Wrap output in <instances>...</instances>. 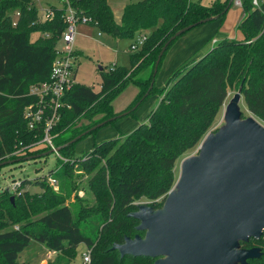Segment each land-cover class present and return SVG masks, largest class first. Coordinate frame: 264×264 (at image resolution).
<instances>
[{
	"label": "trees",
	"instance_id": "obj_1",
	"mask_svg": "<svg viewBox=\"0 0 264 264\" xmlns=\"http://www.w3.org/2000/svg\"><path fill=\"white\" fill-rule=\"evenodd\" d=\"M227 1L204 5L199 0H136L123 6L120 21L116 23L106 0H59L61 6L50 5V14L41 21L35 17L37 9L33 0H0V159L11 149L8 150L5 131L21 121L23 128V109L37 100L35 95L29 94L30 86L48 80L55 43L65 27L67 7L77 18H89L86 24L101 33L112 38L126 36L132 41L128 44V67L112 64L105 71L99 67L97 91L76 82L65 91L52 128L55 147L115 116L111 101L128 82L138 89L125 108L131 111L129 108L147 90L146 96L155 90L154 77L164 53L180 35L170 41L161 54L149 88L154 61L167 38L207 17L216 16L210 20L221 23L232 4L224 10ZM239 1L244 18L237 29L242 38L214 42L203 56L177 68L165 87L159 89L160 97L146 123L120 140H104L81 155L73 154L74 142L60 148L58 154L67 161L60 160L58 168L47 175L55 179L56 190L51 189L47 176L32 182L38 184L39 191L31 193L22 188L31 181L20 180L21 189L12 193L14 205L7 199L6 216L10 222L0 219V264H17L19 253L30 240L43 243L56 253L74 252L82 243L90 249L89 264L151 263L152 258L144 256L120 258L110 246L138 232L134 229L137 221L127 216L135 209V198L150 200L148 205L153 207L161 204L176 179L175 161L197 147L223 105L227 85L240 86L246 111L264 124V0H257V6L252 5L251 0ZM32 19L33 22L28 23ZM32 33L36 35L32 37ZM135 35H142L144 40L132 51L130 46L135 42ZM93 131L95 129L79 139ZM29 132L34 131H28V140L33 134ZM99 149L107 150V157L100 166L94 167L93 156ZM68 151L71 155H67ZM73 165L92 170L89 187L93 201L102 204L94 214L86 206L64 203L74 196L71 194L75 185L65 175L71 172ZM4 194L11 193L5 191ZM157 197L161 199L159 202H155ZM26 209H33L39 215L31 224L16 229L8 227L11 218L22 217L20 213L29 211ZM257 244L264 245V241L259 239ZM248 245V242L242 244L243 247ZM263 250L262 257L251 264H264ZM61 260L66 259L56 256L49 264H69L60 263Z\"/></svg>",
	"mask_w": 264,
	"mask_h": 264
},
{
	"label": "water",
	"instance_id": "obj_2",
	"mask_svg": "<svg viewBox=\"0 0 264 264\" xmlns=\"http://www.w3.org/2000/svg\"><path fill=\"white\" fill-rule=\"evenodd\" d=\"M232 2L228 0L224 10ZM215 18L201 19L167 38L154 61L149 88L167 44ZM240 100L239 86L223 105L221 123L205 133L194 154L179 161L176 179L161 204L135 203L127 213L137 221L138 232L111 244L120 258H155L151 264H245L247 259L259 258L258 247L244 249L240 242L258 239L264 227V124L252 114L244 116ZM115 118L43 154L57 152Z\"/></svg>",
	"mask_w": 264,
	"mask_h": 264
},
{
	"label": "rangeland",
	"instance_id": "obj_3",
	"mask_svg": "<svg viewBox=\"0 0 264 264\" xmlns=\"http://www.w3.org/2000/svg\"><path fill=\"white\" fill-rule=\"evenodd\" d=\"M214 1L223 2L224 0H199V2L204 5L211 4ZM33 4L37 9L35 16L37 21H41L46 17V15H49L50 5L55 7L61 6L59 0H33ZM238 9L239 7L232 3L227 14V17L230 15L227 27H229L231 31L229 34L231 35L235 33H233V30H236V24L234 21L238 17L244 18V14L243 16L238 14ZM233 17L235 18L233 19ZM32 22L33 19L28 21V23ZM216 22L217 21L215 20H210L192 27L181 34L173 42L170 48L167 49L157 69L154 77L155 90L147 95L142 101H137L134 105H132L129 108L133 109L131 111L125 110V108L131 103L138 89L132 82H128L123 85L111 101L112 109L115 112L116 118L113 121L96 128L91 134L85 135L75 141L71 146L73 154L81 155L87 153L93 148V145L107 139L119 138L120 140L122 136L131 132L140 124L146 123L150 111L156 106L160 97V93L158 92L159 89L165 87L166 83L170 80L172 73L184 64L197 60L199 57L203 56L211 47V38L222 35V33L216 29ZM240 33V30L237 29L235 33L236 37H234L237 39L240 38V36L242 37V34ZM33 35L34 34L32 33L31 36L33 37ZM60 37L55 43L56 48H60L59 46L64 45V43L61 42ZM133 39L136 40L137 35H135ZM131 41L132 39L126 36L112 38L104 33H101L92 25L86 23H76L74 38L72 42L67 45L68 47L79 51V54H77L73 63L75 82L97 91L100 86L99 67L105 71L112 64L123 67L129 66L128 44ZM236 88V83L226 86L227 95L223 105ZM223 105L218 109L216 117L207 132L214 131L221 123ZM239 105L244 116L251 115L246 111L242 97ZM126 111L129 112L124 113ZM24 122L25 126H23V128L21 127V121L20 124L5 131L7 137L6 144L8 150L10 148L11 149L10 152L6 153L0 159V219L1 221L6 220L8 223L10 222V219L6 216V210L8 209L7 199H10V202L14 205V196L12 193H16V189L20 188V180L27 179L31 181L29 184H25V186L22 187L28 193L39 191L38 184L32 182L42 176H47L50 171L58 168L60 163V160L56 157L54 152L43 154L48 150H41L45 148L40 143L42 125L39 124L37 127L32 128L29 127L26 119H24ZM28 131H34L29 132L31 134L33 133L31 138L32 140H28ZM26 134L27 136H23ZM38 136L40 137L36 138ZM18 141L22 142L19 143ZM195 152L196 147L191 149L188 152V155L194 154ZM67 155H71L69 151L67 152ZM93 157L94 167H98L101 165L103 159L107 157V150L99 149ZM178 164L179 161H175L173 167L175 177L178 174ZM70 171L71 172H67L65 175L66 178L71 179L75 185L71 194L74 196L67 198L64 203L74 202L75 204L86 206L90 209V213H96L95 211L100 208L102 204L101 202L96 204L93 201V193L89 187V179L93 174L92 170L83 169L80 165H73L70 168ZM5 191L11 194L6 195L4 194ZM82 200H86V202L84 203ZM160 200V197H157L155 202H159ZM138 202L151 203L150 200L142 199L140 196L135 198L133 201V203ZM94 207L96 208L93 210ZM20 215L22 216L20 218H11L12 222L8 227L16 229L18 227L31 224L39 215V212H34V210L31 209L27 212H21ZM102 215L105 214L102 213ZM260 245L262 246V249H264V245ZM84 249L85 246L81 243L77 245L74 252L65 251L63 253H56L48 250L43 243L30 240L27 246L19 253L17 264H49L56 256L65 257L66 260H61L60 263H64V261H67L69 264L80 263L81 252H83Z\"/></svg>",
	"mask_w": 264,
	"mask_h": 264
},
{
	"label": "built area",
	"instance_id": "obj_4",
	"mask_svg": "<svg viewBox=\"0 0 264 264\" xmlns=\"http://www.w3.org/2000/svg\"><path fill=\"white\" fill-rule=\"evenodd\" d=\"M235 6L241 7L239 0H233ZM251 4L258 5L257 0H251ZM50 14V12L48 13ZM47 17V15H46ZM89 18L81 16L77 18L74 16L73 11L67 7L65 10V27L61 33L60 40L64 43L60 48L55 49V57L51 62L48 80L39 84L30 86L29 94L35 95L37 100L35 103L29 104L24 107L22 117L28 121L29 127L35 128L37 125H42V135L40 137V143L49 149H54L52 138V128L59 116V109L62 104V97L66 90L75 83L74 80V68L73 63L75 55L73 49L67 45L72 42L75 35L76 23H87ZM14 24V23H13ZM144 37L137 35V39L130 46V49L136 50L140 44H142ZM56 157L62 162H66L67 159L60 156L58 151H53ZM47 182L53 190L57 189L56 181L53 177L47 176ZM149 204V202H138ZM261 235L264 237V227L261 230ZM81 264L90 263V249L86 248L81 252L80 258Z\"/></svg>",
	"mask_w": 264,
	"mask_h": 264
},
{
	"label": "crops",
	"instance_id": "obj_5",
	"mask_svg": "<svg viewBox=\"0 0 264 264\" xmlns=\"http://www.w3.org/2000/svg\"><path fill=\"white\" fill-rule=\"evenodd\" d=\"M136 1V0H135ZM106 2H107V4H108V6L110 7V9H111V12H112V17H113V20L116 22V23H119V21H120V16H121V12H122V8H123V6L126 4V3H129V2H133V1H131V0H106ZM228 11H229V9L227 10V12H226V14H225V16H224V19H223V21L220 23L219 21H217L216 23H217V25H215L216 26V29H217V31H220L221 33H222V35H220V36H218V37H212L211 39V43L213 44L214 42H217V41H219V40H221V39H231V38H235L236 36H235V33H236V31H237V24L241 21V19H242V17L241 18H237L234 22H235V24H236V30H233V35H231V34H229L231 31H230V29H229V27H227V25H228V22H229V16L227 17V14H228ZM238 14L241 16H243V11H242V9L239 7V9H238ZM235 17H233V19H234ZM216 21V20H215ZM215 23V24H216ZM90 25V24H89ZM241 34V33H240ZM235 36V37H234ZM242 37L240 36V38H238V39H241ZM237 39V38H236ZM173 44V43H172ZM171 44V45H172ZM212 44H211V46H212ZM170 45V46H171ZM170 46L167 48V49H169L170 48ZM167 49H166V51H167ZM73 50H74V55H75V58H76V56H77V54H79L78 52V50H76V49H74L73 48ZM166 51H165V53H166ZM165 53H164V55H165ZM164 57V56H163ZM74 77H75V71H74ZM108 140V139H107Z\"/></svg>",
	"mask_w": 264,
	"mask_h": 264
},
{
	"label": "flooded vegetation",
	"instance_id": "obj_6",
	"mask_svg": "<svg viewBox=\"0 0 264 264\" xmlns=\"http://www.w3.org/2000/svg\"><path fill=\"white\" fill-rule=\"evenodd\" d=\"M263 238H264V237H263L262 235H260V237H259L258 239L250 238V239H248L246 242H240V246H241V248L249 249V248H253V247H258V248L260 249V252H261L259 258L247 259L245 264H251L252 261H254V260H259V259L262 257V249H261L262 246H261V245H258V244H257V241H258L259 239H261L262 241H264ZM247 242L249 243V245H248L247 247H243L242 244H243V243H247ZM154 260H155V258H152V262H153ZM152 262H151V263H152Z\"/></svg>",
	"mask_w": 264,
	"mask_h": 264
}]
</instances>
